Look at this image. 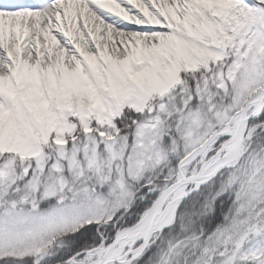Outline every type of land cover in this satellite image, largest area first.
<instances>
[{
  "label": "snow or ice",
  "instance_id": "1",
  "mask_svg": "<svg viewBox=\"0 0 264 264\" xmlns=\"http://www.w3.org/2000/svg\"><path fill=\"white\" fill-rule=\"evenodd\" d=\"M0 264H264V0H0Z\"/></svg>",
  "mask_w": 264,
  "mask_h": 264
}]
</instances>
